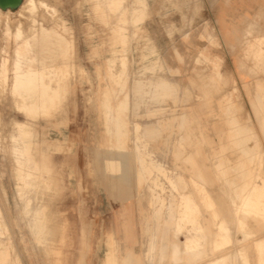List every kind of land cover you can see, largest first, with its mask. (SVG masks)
I'll return each mask as SVG.
<instances>
[{
	"label": "rangeland",
	"instance_id": "obj_1",
	"mask_svg": "<svg viewBox=\"0 0 264 264\" xmlns=\"http://www.w3.org/2000/svg\"><path fill=\"white\" fill-rule=\"evenodd\" d=\"M30 1L22 0L15 9L0 8L2 26L4 19L14 18L12 21L15 22L16 18L26 13V18L21 19L24 27L28 28L31 19L27 16L29 9L26 7ZM43 1L47 6L51 5V10L39 7L36 26L42 23L48 27L57 26L69 43L66 90L62 107L58 109L60 114L45 118L38 115L30 120L17 108L16 97L11 91L12 76L8 75L10 78L0 83V205L6 229L7 226L9 229L4 228L2 236L5 237L2 238L12 234V238L9 236L10 239H6L12 242V256L18 251L25 264H106L107 254L111 251V264H129L128 258L132 259L131 264H145L149 240L154 234L153 264H208L210 259L233 249H241L247 255L249 264H264V242L260 246L262 255L257 245V238H264V212L259 214L255 211L256 215L251 209L238 213L231 201L236 198L235 190L240 191L244 187L237 186L236 189L231 182L238 185L252 182L250 186H257L252 197H260L264 206V191H259L262 187L264 190V108H258L260 99L257 97L264 91L259 87L264 88V67L254 66L248 55L250 42L264 40V0H144L143 4L137 0H121L116 10L110 8L108 0H101V10L97 9L96 0ZM139 6L142 11L140 20L134 21L133 10ZM50 11L54 13L50 14ZM2 26L0 61L9 49H14L11 43L15 45L4 34L5 26ZM121 32L125 33V37H121ZM6 42L10 45L7 46L9 49L5 48ZM1 47L8 51L3 53ZM260 48L264 52V41ZM12 56H7L11 57L10 61ZM140 75L144 76L143 80ZM157 82H161L158 87ZM139 84L141 93L137 91ZM126 96L129 99L125 111L127 136L125 146L118 147L116 135L109 133L107 128L106 101L109 98L115 113ZM28 120L34 124L41 138L45 135L49 140H58L62 144L60 149L51 153L52 174L57 180H52L46 197L56 226L52 229L47 253L38 246L33 247L32 237L21 219L23 201L16 194V162L12 152L14 146L12 149L10 146L14 145L12 136L17 133L16 122ZM134 124H142V129L140 126L136 131ZM110 126L113 127V124ZM238 135L242 138H237ZM135 137H140V140L137 138L140 143ZM1 142L4 144L1 145ZM6 143H10L9 146ZM137 144H141L140 149L135 148ZM141 147L146 149L144 154L153 151L147 154L149 158L143 156L144 149L141 151ZM120 153L129 158L125 160V166L130 179L112 190L111 179L121 175ZM109 154L116 157L113 169H110ZM136 154L148 161L144 163L145 177L142 179L139 178L141 166ZM156 156L161 157L160 160ZM155 158L163 163L164 169L162 165V169L156 168L159 164H155ZM216 158L219 160L216 161ZM237 160L242 162L241 165L246 163L241 166ZM232 166L238 171L234 172ZM171 172L177 182L174 178H167L166 174ZM255 173L259 176L255 177ZM252 178L260 180V183L253 182ZM157 182L161 183L160 187ZM123 189L127 190V194L120 196ZM171 192L173 194L169 195ZM179 192H189V197L194 194L192 203L193 200L198 203L199 209L191 213V219L194 217L195 222L203 226L206 235L199 255L183 251L184 238L192 226L184 228L180 237L176 235L180 214ZM156 197L161 202H168L171 197L172 211L163 209L157 214L159 203ZM237 202L239 204L240 200L237 199ZM237 217L244 218L246 222L249 230L247 238L242 231L236 230ZM220 222L229 226L232 237L218 249L213 238ZM175 248L178 250L176 255ZM229 264L236 263L230 260Z\"/></svg>",
	"mask_w": 264,
	"mask_h": 264
},
{
	"label": "bare ground",
	"instance_id": "obj_2",
	"mask_svg": "<svg viewBox=\"0 0 264 264\" xmlns=\"http://www.w3.org/2000/svg\"><path fill=\"white\" fill-rule=\"evenodd\" d=\"M22 0H20L21 3ZM26 1V0H25ZM72 1V0H71ZM109 1V6L110 8L116 10L120 7L121 5V0H108ZM138 3L143 4L144 0H137ZM19 3V5H20ZM25 3V2H24ZM72 3V2H71ZM28 3L26 2V5ZM137 4V3H135ZM18 5V6H19ZM25 5V4H24ZM23 6V4H22ZM40 6H44V7H50L51 5L47 6V3L44 2L43 0H39L36 2V0H31L29 5L26 7L29 9L28 11V15L29 18L31 19L28 28L24 27V22L21 19L22 17L26 16V13H24L21 18L17 19L16 17V21L13 22L12 19L10 18H6L4 19V25L2 26V23L0 22L1 26L4 27V34L7 36V38L9 40H12L15 42H12V46L14 47L13 50L9 49L10 46L8 42L7 45H5L6 49L8 48V50H4V47H1L4 51L3 53H5L6 51H8V53L10 52V50L12 51L11 53H9L12 56V60L10 61V58L7 56H10L8 53H5V57L3 58V60L0 61V73H1V78H0V83L1 82H5L7 80V78L9 77L8 75H10V79H11V91L13 93V95L16 97L15 103L17 105V108L23 112L27 118H29L30 120H33V118L37 117L38 115H42L45 117H49L51 115H57L60 114V112H58V109H61L62 107V103L64 100V96H65V90H66V68H67V58L69 56V43L64 35V33L60 30L57 29L56 27H48L46 25H44L43 23L40 24L39 27L36 26V22H38L37 19V13L39 10ZM131 6V5H130ZM25 7V6H24ZM96 7L98 10H101L102 7V3L101 0H96ZM2 8V7H0ZM11 8V7H8ZM52 8V7H51ZM187 8V7H186ZM4 9V8H2ZM7 9V8H5ZM21 9V8H20ZM67 9V8H66ZM90 9V8H89ZM188 9V8H187ZM9 10V9H8ZM48 11L51 10L50 8L47 9ZM68 10V9H67ZM131 10V8H130ZM45 11V10H44ZM46 11V12H48ZM55 11V10H53ZM52 11V12H53ZM57 11V10H56ZM66 11V10H64ZM144 11V10H143ZM20 12V10H19ZM50 11V14L52 13ZM59 12V11H58ZM54 13V12H53ZM52 13V14H53ZM57 13V12H55ZM60 13V12H59ZM58 13V14H59ZM91 13V12H90ZM6 14V13H5ZM19 14V13H18ZM49 14V15H50ZM57 14V15H58ZM62 14V13H61ZM142 14V11L139 8H135L133 10V20L134 21H139L140 20V16ZM242 14V13H241ZM1 15H3L1 13ZM70 15V14H69ZM67 15V16H69ZM193 15V13H192ZM4 16V15H3ZM19 16V17H20ZM74 16V15H73ZM9 17V15H8ZM70 17V16H69ZM26 18V17H25ZM235 18V17H234ZM72 19V18H70ZM131 19V18H130ZM247 19V18H246ZM47 20V19H46ZM1 21V18H0ZM73 22H71L72 24ZM0 26V27H1ZM188 26V25H187ZM76 27V26H75ZM169 27V26H168ZM172 28V27H171ZM62 29L65 30V25L62 26ZM2 29L0 28V31ZM176 30V29H175ZM180 30V29H179ZM167 31H170V29H168ZM181 31V30H180ZM184 31V30H183ZM186 31V30H185ZM184 31V32H185ZM189 31V30H188ZM80 32V31H79ZM183 32V33H184ZM182 33V34H183ZM1 34L3 35V32L1 31ZM1 37V35H0ZM121 37H125V33L121 32ZM171 37V36H170ZM260 38V37H259ZM258 38V39H259ZM7 39V40H8ZM6 40V39H5ZM83 40V39H82ZM124 40V39H123ZM173 40V39H172ZM263 40V39H262ZM2 41V40H1ZM0 41V42H1ZM221 41V40H220ZM264 41V40H263ZM263 41H260V43ZM86 42V41H85ZM124 42V41H123ZM3 44H5L4 42H2ZM259 41L257 39H254L252 42L249 43L248 45V55L249 57L252 58V61L254 63V66H257L258 68H263L264 67V52L262 50V48H260V44ZM1 45V44H0ZM80 45V44H79ZM2 46V45H1ZM12 47V48H13ZM79 50V48H78ZM80 51V50H79ZM126 51V50H124ZM123 51V52H124ZM262 51V52H261ZM86 52V51H85ZM122 52V51H121ZM84 53V52H83ZM130 53V52H129ZM128 53V54H129ZM1 54V52H0ZM85 54V53H84ZM83 54V55H84ZM123 53H120V55ZM125 54V53H124ZM3 55V54H2ZM80 55V54H79ZM87 55V53L85 54ZM123 56V55H122ZM125 56V55H124ZM126 58V56H125ZM130 58V57H129ZM126 59H123L122 61H124ZM10 61V62H9ZM124 63V62H122ZM126 63V62H125ZM124 63V64H125ZM159 63V62H158ZM131 65V64H130ZM153 67V66H151ZM139 69V68H138ZM12 71L11 74H9V72ZM130 71V70H129ZM128 71V72H129ZM137 71V69H136ZM139 76V74H137ZM142 76V75H140ZM142 76V80H143ZM8 79V80H10ZM150 80V79H149ZM162 80V79H161ZM137 81V80H136ZM168 82V81H167ZM166 82V89L168 90V83ZM138 83V82H137ZM158 83V82H157ZM161 83V82H160ZM157 84L158 85L160 84ZM131 85V84H130ZM156 86V85H155ZM162 87L165 88V86H163L161 84ZM160 86V87H161ZM151 87V86H150ZM260 89L264 90V88L262 86H260ZM133 88V86H132ZM163 88V89H164ZM170 88V87H169ZM77 89V88H76ZM158 89V88H157ZM156 89V90H157ZM141 84L138 85V89L137 91L139 93H141ZM159 90V89H158ZM260 90V91H261ZM133 91V90H132ZM131 91V92H132ZM171 91V90H170ZM154 92V91H152ZM169 92V91H168ZM175 92V91H174ZM1 93V92H0ZM150 93V92H149ZM155 93V92H154ZM157 93V91H156ZM159 93V92H158ZM138 94V93H137ZM136 95L139 96V95ZM163 94V93H162ZM166 94V93H165ZM141 95V94H140ZM157 95V94H156ZM154 95V96H156ZM160 95V94H159ZM259 95V96H258ZM257 97H259L260 101L258 103V108L261 110L264 108V91H261L260 93H258ZM1 96V95H0ZM158 96V95H157ZM161 96V95H160ZM69 97V96H67ZM66 97V98H67ZM4 98V97H3ZM132 98V97H131ZM159 98V97H158ZM69 99V98H68ZM134 99V97H133ZM141 99V98H139ZM4 100V99H3ZM70 100V99H69ZM109 98L106 101V108H107V118L109 121L108 124V131L109 133H113L116 135V142L118 147H124L125 146V138L127 136V128H126V116H125V111L128 109V104H129V99L126 96L125 99H123L120 104L117 106L115 113H113L112 108L109 104ZM137 102V100H135ZM1 102V101H0ZM134 102V100L132 101ZM144 102V101H142ZM3 103V102H2ZM138 103V102H137ZM136 103V104H137ZM145 103V102H144ZM67 104V103H66ZM11 105V104H10ZM68 105V104H67ZM135 105V104H134ZM133 105V106H134ZM139 105V104H138ZM69 106V105H68ZM136 106V105H135ZM134 106V107H135ZM241 106V105H240ZM261 106V107H260ZM228 106L226 105V108ZM263 107V108H262ZM11 108V107H10ZM137 110V109H136ZM142 110V109H141ZM229 110V108H228ZM237 110V109H236ZM18 111V110H17ZM68 111V110H67ZM133 111V110H132ZM241 111V110H240ZM9 112V111H8ZM133 113V112H132ZM234 113H236L234 111ZM1 114V113H0ZM131 114V112H130ZM237 114V113H236ZM3 116V114H2ZM14 116V115H13ZM65 118V117H64ZM238 118V117H237ZM68 119V118H67ZM164 119V118H163ZM159 120V119H157ZM22 121V120H20ZM143 121V120H142ZM141 121V122H142ZM146 121V120H145ZM144 121V122H145ZM110 122H113V127H111ZM138 122V121H137ZM140 122V121H139ZM140 122V123H141ZM149 122V121H148ZM152 122V120H151ZM136 123V122H134ZM144 124V123H142ZM141 124V125H142ZM65 125V124H64ZM135 125V124H134ZM141 125H135V129L136 131L139 130V127ZM256 125V124H255ZM66 126V125H65ZM194 126V125H193ZM16 127H17V133L15 135L12 136V141L14 145L10 146V148L12 149L13 147V155L15 157L14 162H16V187H17V192L16 194H18V196L20 197V199L23 201V207H22V217L21 219H23V221L25 222L26 227L28 228V232L31 235L32 239H31V243L33 245L34 248H36V246L42 248L46 253L48 252V241L51 237V233H52V229L54 226H56V222H54L55 217L51 214V212L48 209V202H47V197L46 194L49 190V187L51 185L52 180H57V178L52 174V162H51V153L52 150L54 149H60L61 145L59 142L57 141H51L49 140V138H47L45 135L41 138V136L39 135V131H36L34 128V124L31 121H25V122H16ZM69 128V127H68ZM142 129V126L140 127ZM7 128H5L6 130ZM235 129V128H234ZM4 130V131H5ZM230 130V129H229ZM233 130V128L231 129ZM135 131V132H136ZM142 131V130H141ZM145 131V129L143 130ZM142 131V132H143ZM154 131V130H153ZM142 132H140L142 134ZM149 132V131H147ZM231 132V131H230ZM6 133V131H5ZM73 133V132H72ZM144 133V132H143ZM151 133V131H150ZM136 134V133H135ZM140 134V136H141ZM146 134V132H145ZM144 134V135H145ZM155 134V133H153ZM197 134V133H196ZM199 134V133H198ZM138 134H136L137 136ZM143 135V134H142ZM148 135V134H146ZM150 136V135H149ZM179 136V135H178ZM197 136V135H196ZM231 136V135H230ZM142 137V136H141ZM234 137V136H233ZM237 138H242V136L238 135L236 136ZM258 137V136H256ZM136 138V137H135ZM138 139L140 137H137ZM136 138V140H137ZM144 138V137H143ZM158 138V137H157ZM180 138V137H179ZM178 138V139H179ZM254 138V137H253ZM55 139V138H54ZM134 139V138H133ZM197 139V138H196ZM259 139V137H258ZM2 140V139H0ZM6 140V139H5ZM9 140V138L7 139ZM135 140V139H134ZM140 140V139H139ZM144 140V139H143ZM180 140V139H179ZM254 140V139H253ZM262 140V139H261ZM66 141V140H65ZM75 141V140H74ZM138 141V140H137ZM136 141V142H137ZM146 141V140H145ZM144 141V143L146 144V142ZM230 141H232L230 139ZM236 141H238L236 139ZM244 141V140H242ZM256 141V140H255ZM5 142V141H4ZM134 141V143H136ZM140 143V141H138ZM233 143L235 142L232 141ZM241 142V140H240ZM245 142V141H244ZM143 143V142H142ZM178 143V142H177ZM233 143H229V144H233ZM239 143V141H238ZM243 142H241L242 144ZM4 144L3 142H1V145ZM7 144V143H6ZM10 144V143H9ZM9 144H7V146H9ZM12 144V143H11ZM179 144V143H178ZM236 144V143H235ZM263 144V143H262ZM261 144V145H262ZM141 145V144H139ZM139 145H135L134 147L136 149H140ZM150 145V144H149ZM148 145V146H149ZM181 145V144H180ZM240 145V144H239ZM243 145V144H242ZM242 145L240 146L242 148ZM5 146V145H3ZM183 146V145H182ZM181 146V147H182ZM233 146V145H232ZM235 146V145H234ZM245 146V145H243ZM70 147V145H69ZM143 147V144H142ZM141 147V151L144 149H142ZM261 147V146H260ZM264 147V146H263ZM8 148V147H7ZM7 148H5L7 150ZM134 148V149H135ZM150 148V147H149ZM235 148V147H234ZM240 148V149H241ZM11 149H9V152H11ZM98 149V148H96ZM100 149V148H99ZM110 149V148H109ZM186 149V148H185ZM236 149V148H235ZM246 148H243V150ZM152 150V149H149ZM156 150V149H155ZM187 150V149H186ZM248 150V149H247ZM246 150V151H247ZM8 151V150H7ZM101 151V150H100ZM119 150H117L118 152ZM126 151V150H125ZM140 151V150H139ZM140 151V152H141ZM144 151H146V149L143 150V154ZM104 152V151H103ZM112 152V151H111ZM122 152V151H120ZM124 152V151H123ZM139 152V153H140ZM149 152V151H148ZM153 152V151H152ZM149 152V153H152ZM243 152V151H242ZM248 152V151H247ZM107 153V152H105ZM128 153V152H127ZM135 153V151H134ZM137 153V152H136ZM149 153H145L143 156L149 154ZM12 154V153H11ZM96 154V153H95ZM94 154V155H95ZM104 154V153H103ZM131 154V153H130ZM157 154V153H155ZM159 154V152H158ZM222 154V153H221ZM245 154V153H243ZM261 154V153H259ZM6 155V154H5ZM100 155V154H99ZM110 155V154H109ZM118 155V154H117ZM120 155V157H119ZM118 155L119 159L121 158V166H120V170H121V175L119 176V178H113L110 181V187L112 188V190H114L113 188H116L117 186H119L121 183L127 181L129 178V173H127V168L125 166V160L128 158L126 157L124 153H120ZM137 155V154H136ZM141 155V154H140ZM248 155V154H247ZM134 156V154H133ZM138 156V155H137ZM149 158V155H147ZM163 156V155H162ZM170 156V155H169ZM223 156V154H222ZM246 156V155H245ZM130 157V156H129ZM135 157V156H134ZM158 157V156H156ZM247 157V156H246ZM259 157V156H258ZM114 158L112 155H110L109 159V164H110V169L114 168ZM138 161L140 162V166H141V171L139 174V178L142 179L143 177H145L143 170L145 169L144 167V163L147 161L146 157H141L138 156ZM136 158V159H137ZM159 158V157H158ZM161 158V157H160ZM159 158V160H160ZM213 158V157H212ZM220 158V157H219ZM222 158V157H221ZM220 158V159H221ZM249 158V157H247ZM263 158V157H262ZM13 159V158H12ZM96 159V158H95ZM135 159V160H136ZM164 159V158H162ZM241 159V158H240ZM252 160L254 158H251ZM129 160V158H128ZM134 160V159H133ZM132 160V161H133ZM149 160V159H148ZM152 160V159H150ZM155 164H159L156 165V168H161L160 165H162V168L165 167L163 166V163L160 164L157 160V158H155ZM171 160V159H170ZM219 159L216 158V161H218ZM229 160V159H228ZM243 159H241L242 161ZM261 160V159H260ZM259 160V161H260ZM130 161V163L132 162ZM224 161V159H223ZM221 161V163L223 162ZM240 161V160H239ZM237 160V162H239ZM264 161V160H263ZM94 161H92L93 163ZM129 162V161H128ZM148 162V161H147ZM153 162V160H152ZM163 162V161H160ZM166 162V160H165ZM168 162V161H167ZM227 162V161H226ZM251 162V160L249 161ZM262 162V161H261ZM96 163V162H95ZM134 164L136 162H133ZM169 163V162H168ZM214 163V162H213ZM217 163V162H216ZM225 163V162H224ZM242 163V162H241ZM241 163H237L239 165H241ZM246 162H243V164L241 166H243ZM259 163V162H258ZM258 163H256V165H258ZM128 164V163H126ZM132 164V163H131ZM131 164H128L131 165ZM153 164V163H152ZM226 164V163H225ZM231 164V163H230ZM234 164V163H233ZM8 165V164H7ZM167 165V164H166ZM227 165V164H226ZM255 165V166H256ZM260 165V163H259ZM258 165V166H259ZM97 166V165H96ZM153 166V165H152ZM224 166V165H222ZM229 166V165H228ZM227 166V167H228ZM231 166V165H230ZM240 166V167H241ZM105 167V166H104ZM225 167V166H224ZM226 167V168H227ZM236 166H234L235 168ZM249 167H251L249 165ZM253 167V166H252ZM251 167V168H252ZM161 168V169H162ZM169 168V167H167ZM221 168V167H220ZM231 168V167H230ZM242 168V167H241ZM245 168V167H244ZM254 168V167H253ZM252 168V169H253ZM259 168V167H258ZM262 168V167H261ZM103 169V168H102ZM128 169H130V167H128ZM132 169V168H131ZM164 169V168H163ZM233 169V166H232ZM151 170H153V168H151ZM150 170V171H151ZM166 170V169H165ZM164 170V171H165ZM176 170V169H175ZM218 170V169H217ZM234 170V169H233ZM237 170V169H235ZM234 172H237L235 171ZM136 171V170H135ZM161 171V170H160ZM159 171V172H160ZM162 172V171H161ZM219 172V171H218ZM217 172V175H218ZM222 172V170H221ZM224 172V171H223ZM227 172V171H225ZM231 172V171H228ZM243 172V171H241ZM1 173V172H0ZM101 173V172H100ZM135 173V172H134ZM149 173V172H148ZM155 173V172H154ZM167 173V172H165ZM164 173V174H165ZM169 173V172H168ZM257 173V171H256ZM255 173V175H256ZM153 174V173H152ZM157 174V173H156ZM155 174V176H156ZM160 173H158L159 175ZM237 174V173H236ZM251 174V173H250ZM107 175V174H105ZM111 175V174H110ZM113 175V174H112ZM136 175H137V171H136ZM151 175V174H150ZM154 175V174H153ZM167 178L172 180L173 174L172 172L168 175ZM229 175V174H228ZM240 175V174H239ZM244 175V174H243ZM253 175V174H252ZM11 176V175H10ZM104 176V174H103ZM135 176V174H134ZM160 176V175H159ZM158 176V177H159ZM222 176V174H221ZM231 176V175H230ZM229 176V177H230ZM259 176V174H258ZM257 175L255 177H258ZM115 177V176H114ZM131 177V176H130ZM137 177V176H135ZM192 177V176H191ZM223 177H226L223 174ZM221 177V178H223ZM228 177V178H229ZM251 177V176H250ZM161 178L163 179V176H161ZM181 178V177H180ZM187 178V177H186ZM220 178V179H221ZM233 178V177H232ZM236 178V177H235ZM260 178V177H259ZM104 179V178H103ZM132 179V178H131ZM244 179V178H243ZM262 179V177H261ZM7 180V179H6ZM97 180V179H96ZM106 180V179H105ZM159 180V178H158ZM175 180V178L173 179ZM225 180V179H224ZM230 179H228L229 181ZM234 180V179H233ZM242 180V179H241ZM253 180V178H252ZM256 180V181H255ZM131 181V180H129ZM157 181V180H156ZM176 181V180H175ZM235 181V180H234ZM105 182V181H104ZM136 182V181H135ZM167 182V181H166ZM177 182V181H176ZM175 182V183H176ZM184 182V180L182 181ZM236 182V181H235ZM253 182H259L260 180L257 181L256 178H254ZM6 183V182H5ZM107 183V182H106ZM127 183V182H126ZM169 183V182H168ZM200 183V181H199ZM222 183H225L222 180ZM229 184V186L232 184H234V187L237 186H244L243 190H235L236 193V198H233L232 204L234 206V209L236 210V212H241L243 210H251L254 211V214H256V212L262 213L264 212V206H263V201L260 200V197L256 198V197H252V192L253 189H255L256 187L250 186V183L252 182H248L249 184L244 183L243 185H238L237 183L231 182V184L229 182H227ZM226 183V184H227ZM262 183V182H261ZM157 184H161L160 182H157ZM163 184V183H162ZM173 184V183H172ZM264 184V183H262ZM164 185V184H163ZM170 186V184H168ZM174 185V184H173ZM252 185V184H251ZM259 186V184H257ZM108 186V185H107ZM121 186V185H120ZM137 186V185H136ZM205 186V185H204ZM222 186V184H221ZM228 186V185H227ZM228 186V188H230ZM263 186V185H262ZM7 187V186H6ZM5 187V188H6ZM160 187V185H159ZM164 187V186H163ZM196 187V186H195ZM224 187V185H223ZM226 187V186H225ZM233 187V186H232ZM1 188V187H0ZM147 188V187H146ZM145 188V189H146ZM190 188V187H189ZM203 188V187H201ZM226 189L227 193L230 191H228L229 189ZM261 188V187H260ZM263 188V187H262ZM260 189L259 191L262 190V192L264 191L263 189ZM173 189V188H172ZM176 189V187H175ZM206 189V188H205ZM224 189V188H223ZM232 189V188H230ZM234 189V188H233ZM3 190V189H2ZM167 190V189H166ZM245 190V191H244ZM257 190V189H256ZM208 191V190H207ZM205 191V192H207ZM232 191V190H231ZM234 191V190H233ZM234 191V192H235ZM255 191V190H254ZM258 191V192H259ZM138 191H136L137 193ZM165 192V190H164ZM204 192V191H203ZM210 191H208L207 194H209ZM261 192V193H262ZM113 193V192H112ZM228 193V194H229ZM260 193V195H261ZM10 194V193H9ZM109 194V193H108ZM126 195L127 194V190L123 189V191L121 192V195ZM173 192H171L172 195ZM179 196H181L180 199V214L178 217V220L176 222V235L180 237V235L182 234V231L184 228H187L188 225L192 226L190 227V229L188 230V234L186 235V237L184 238L185 241V248L183 249L184 252L186 253H194L195 255H199V253L201 252L205 242H206V235L203 233V226L196 223L193 217V219H191V213L197 211L199 209L198 207V203H192L191 197H193V195L189 197V192L187 194L185 192H179ZM234 194V193H233ZM263 194V193H262ZM165 195V194H164ZM211 195V193H210ZM254 195V194H253ZM259 195V194H258ZM259 195V196H260ZM110 196V195H109ZM119 196V195H118ZM130 197V196H128ZM233 197V196H232ZM263 197V195H262ZM5 198V197H4ZM158 200V208H157V214L161 213L163 209H167L169 212L172 211L173 208V202L170 201L169 199L171 197H169L168 202L165 200H163V202L160 201V199L158 197H156ZM213 198V197H212ZM6 199V198H5ZM15 199V198H14ZM119 199V197H118ZM237 199L240 200L239 204L237 202ZM127 200V199H126ZM6 201V200H5ZM15 201V200H14ZM19 203V202H18ZM126 203V202H125ZM212 203V202H211ZM14 204V203H13ZM213 204H214V200H213ZM19 205V204H18ZM125 205V204H124ZM155 205V204H154ZM215 205V204H214ZM156 208V206H154ZM153 207V209H154ZM210 207V206H208ZM18 208V207H17ZM16 208V210H17ZM213 208V207H212ZM152 209V210H153ZM21 210V209H20ZM155 210V209H154ZM8 211V210H7ZM164 211V210H163ZM166 211V210H165ZM256 211V212H255ZM261 211V212H260ZM15 212V209H14ZM120 212V211H119ZM18 213V212H17ZM165 213V212H164ZM258 214V213H257ZM256 214V215H257ZM168 215V213H167ZM233 215V213H232ZM262 215V214H261ZM156 217V216H155ZM167 217V216H166ZM196 217V216H195ZM3 218V219H2ZM238 218V217H237ZM257 218V217H256ZM244 219V218H243ZM243 219H237V231H242V233H244L245 237L247 238L249 234V230L248 227L246 225L245 220ZM14 220V219H13ZM56 220V219H55ZM202 220V219H201ZM6 220H4V215L2 214V208L0 205V264H25V259L24 257L18 252L16 251V254H14V256H12V251L10 249L12 242H9L10 238H12V234L10 236V234L7 236V238L9 241H6V239H3L2 236L3 235V230L4 228L6 229ZM22 221V220H21ZM128 221V220H127ZM19 222V221H18ZM219 222V221H218ZM236 224V223H235ZM155 226V224H154ZM217 226V225H216ZM63 227V225H62ZM65 228V226L63 227ZM154 228V227H152ZM8 229V226H7ZM6 229V230H7ZM122 229V228H121ZM9 230V229H8ZM235 230V229H234ZM174 231V230H173ZM123 232V231H122ZM230 229L229 226H227L225 224V222H220L218 224V230L217 232L214 234V238H213V242L217 245V248L220 249L223 247L224 243H227V241L230 239V236L232 237V235H229ZM235 232V231H234ZM233 232V233H234ZM54 233V232H53ZM131 234V232H129ZM231 233V232H230ZM232 233V234H233ZM238 233V232H237ZM25 234V233H22ZM236 234V232H235ZM56 235V234H54ZM128 235V234H127ZM148 235V234H147ZM23 236V235H22ZM122 236V235H121ZM234 236V235H233ZM238 236V235H237ZM243 236V237H244ZM128 237V236H127ZM132 237V236H131ZM122 238V237H121ZM125 238V237H123ZM122 238V239H123ZM134 238V237H133ZM149 238V237H147ZM245 238V239H246ZM128 238H126L127 240ZM144 239V238H143ZM233 239V238H231ZM239 239V238H238ZM244 239V238H243ZM13 240V239H12ZM155 235L153 234L151 236V239L149 240V248L146 252V256H148L147 258V262L145 264H153V255L152 252L155 250ZM137 241V240H136ZM226 241V242H225ZM146 242V241H145ZM234 242V241H233ZM262 242H264V238H257V245L259 248V254L262 255L261 253V249L260 246L263 245ZM16 245V244H15ZM15 247V246H14ZM172 248V247H171ZM229 249V248H228ZM37 250V249H36ZM227 250V249H226ZM177 249H174V254H177ZM32 252V251H31ZM34 252V251H33ZM182 252V251H181ZM230 252V251H229ZM226 252L224 254L218 255L215 258H212L209 260L208 264H229V261L232 260L234 261L236 264H249L248 261V257L245 253H243V251L241 249H236V250H232V252ZM32 254V253H31ZM111 255L113 256L112 252H108L107 254V261L106 264L110 263L113 259H109L111 257ZM31 256V255H29ZM26 257V256H25ZM32 257V256H31ZM31 257H29L31 259ZM146 258V257H145ZM117 259V258H116ZM129 264H131L132 259L128 258L127 259ZM60 261V259H59ZM59 264V262H58Z\"/></svg>",
	"mask_w": 264,
	"mask_h": 264
},
{
	"label": "water",
	"instance_id": "obj_3",
	"mask_svg": "<svg viewBox=\"0 0 264 264\" xmlns=\"http://www.w3.org/2000/svg\"><path fill=\"white\" fill-rule=\"evenodd\" d=\"M20 3V0H0V7L8 8L11 7L13 9L17 8Z\"/></svg>",
	"mask_w": 264,
	"mask_h": 264
}]
</instances>
